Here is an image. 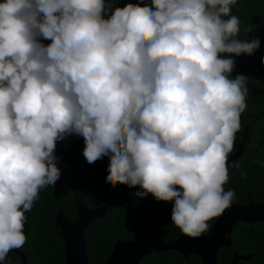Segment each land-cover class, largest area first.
<instances>
[{
    "label": "clouds",
    "instance_id": "9594fccd",
    "mask_svg": "<svg viewBox=\"0 0 264 264\" xmlns=\"http://www.w3.org/2000/svg\"><path fill=\"white\" fill-rule=\"evenodd\" d=\"M237 2H0V264L26 243L25 214L60 179L56 143L71 134L89 164L110 156V186L174 201L172 224L189 237L232 206L248 77L230 78L235 61L221 54L260 47L236 38Z\"/></svg>",
    "mask_w": 264,
    "mask_h": 264
},
{
    "label": "trees",
    "instance_id": "16d2710c",
    "mask_svg": "<svg viewBox=\"0 0 264 264\" xmlns=\"http://www.w3.org/2000/svg\"><path fill=\"white\" fill-rule=\"evenodd\" d=\"M2 2V0H0ZM128 3H141L143 0H111L113 9L124 7ZM232 15L239 17L240 32L237 39L249 41L260 40V47L252 55L221 54V57L232 58L235 67L230 78L237 75L248 77L246 98L247 108L241 115L240 131L236 133L234 150L242 141L246 128L249 130L248 147L243 155L228 170L229 181L225 190L235 191L232 205H244L250 202L264 204V0H238L232 7ZM105 18H108L107 14ZM227 19V17L225 18ZM47 45L50 40L39 38ZM69 143H83L82 136L71 134L66 137ZM58 157L57 166L62 169L67 161L62 141H57L54 153ZM84 169L73 168L68 174V183L61 192V200L54 196V185L40 190L24 225L26 243L20 250L25 254L29 264H66L64 239L56 224L57 212L65 211L69 220H75L77 201L89 209L112 204L103 218L96 220L86 231L87 252L90 264H106L118 241H132L139 238L148 228L151 215L146 197H138L142 191L139 186L129 187L117 184L112 187L106 181L110 156H103L95 163L89 164L85 157ZM243 174V176H242ZM179 190V188H178ZM174 201L164 202L162 209L161 238L171 241L179 238L182 231L172 224L171 214ZM220 217V216H219ZM219 217L208 221L212 225ZM233 246L224 248L218 254V264H231L235 253L254 257L237 264H264V222L252 225L237 224L231 235ZM8 264H23L20 257L13 253L8 255ZM141 264H204L197 255H191L189 262L175 251L154 253L146 257Z\"/></svg>",
    "mask_w": 264,
    "mask_h": 264
},
{
    "label": "water",
    "instance_id": "95a60500",
    "mask_svg": "<svg viewBox=\"0 0 264 264\" xmlns=\"http://www.w3.org/2000/svg\"><path fill=\"white\" fill-rule=\"evenodd\" d=\"M143 3L151 5L147 0ZM249 130L246 128L242 141L237 145V151L228 159V170L239 160L248 147ZM80 147H71L64 139V149L69 162L84 168L81 158ZM67 170L61 173L60 179L55 184V196L60 198V192L67 184ZM147 206L151 215V222L146 231L137 239L132 241H118L106 264H141V262L151 254L175 251L187 260L191 255H198L204 264H218V251L231 246V231L238 222L246 224L264 222V204L249 203L247 205L234 204L218 218L209 231L200 237L193 238L186 234L174 240L165 241L161 238L162 230V209L164 201H157L151 194L146 197ZM112 204L103 205L97 209L90 210L80 202L77 203L78 216L74 222L68 221L62 211L57 215V224L61 228L62 236L65 240L66 264H90L87 252L86 231L88 227L97 219L107 215L108 208ZM208 223V221H207ZM9 253L20 256L24 264H29L26 256L20 249H13ZM8 253V254H9ZM242 260H251V257H243L236 254L232 264H237ZM4 264H8V255Z\"/></svg>",
    "mask_w": 264,
    "mask_h": 264
},
{
    "label": "flooded vegetation",
    "instance_id": "af4514ba",
    "mask_svg": "<svg viewBox=\"0 0 264 264\" xmlns=\"http://www.w3.org/2000/svg\"><path fill=\"white\" fill-rule=\"evenodd\" d=\"M149 3H151V0H147ZM66 139V138H65ZM66 143L69 145V146H71V147H80V145H82L83 143H75V144H72V143H69L68 141H67V139H66ZM62 146H63V149H64V140H62ZM83 149H84V144H83V147H82V149H81V158L83 159ZM64 155H65V158H66V161H67V163H66V165L61 169V173L63 172V171H65V170H67L68 172H67V178H68V174H69V172L73 169V168H77V169H81V170H83L84 168H81V167H79L78 165H72L70 168L68 167L69 166V162H68V158H67V156H66V153H65V149H64ZM83 162H84V160H83ZM85 166V165H84ZM68 183V182H67ZM67 185V184H66ZM66 185H64L63 187H62V189H61V192H62V190H63V188L66 186ZM61 192H60V198H56L58 201H60L61 200ZM54 196H55V185H54ZM56 197V196H55ZM78 202H80V201H77V203ZM77 203H76V207H77ZM81 203V202H80ZM251 203V202H250ZM253 203H255V202H253ZM82 204V203H81ZM249 204V203H248ZM84 205V204H83ZM105 205H107V204H105ZM244 205H247V204H244ZM101 206H103V205H101ZM101 206H99V207H101ZM99 207H97V208H99ZM111 207V206H110ZM109 207V208H110ZM97 208H95V209H97ZM108 208V209H109ZM89 209V208H88ZM90 210H93V209H90ZM60 211H62V213L64 214V216L68 219V217H67V215H66V213H65V211H63L62 209H60L58 212H57V215H58V213L60 212ZM108 213V212H107ZM57 215H56V224H57ZM77 216H78V209H77V214H76ZM77 216H76V218H75V220L77 219ZM103 218V217H102ZM100 219V218H99ZM75 220H69L68 219V221H70V222H74ZM98 220V219H97ZM217 221V220H216ZM215 221V222H216ZM95 222V221H94ZM93 222V223H94ZM214 222V223H215ZM92 223V224H93ZM213 223V224H214ZM240 223H243V222H238V223H236L235 225H234V227L237 225V224H240ZM256 223V222H255ZM212 224V225H213ZM243 224H246V223H243ZM252 224H254V223H249V224H247V225H252ZM58 225V224H57ZM58 227L60 228V226L58 225ZM234 227H233V229H234ZM89 228V227H88ZM233 229H232V231H233ZM60 230H61V228H60ZM232 231H231V235H232ZM62 234V233H61ZM231 235H230V238H231ZM64 239V238H63ZM231 240H232V238H231ZM64 242H65V240H64ZM232 246H233V241H232V245L229 247V246H225V247H223V248H221L220 250H222V249H224V248H228V249H231L232 248ZM20 249V248H19ZM65 249V248H64ZM220 250L218 251V253H217V256H218V254H219V252H220ZM21 251V250H20ZM22 252V251H21ZM23 253V252H22ZM24 254V253H23ZM236 254H238V255H240V256H243V255H241V254H239V253H235L234 254V256L236 255ZM9 255V254H8ZM16 255V254H15ZM25 255V254H24ZM18 256V255H17ZM198 256V255H197ZM234 256H233V258H234ZM18 257H20V256H18ZM66 257V256H65ZM200 257V256H199ZM243 257H251V259L254 257V255L253 256H243ZM21 258V257H20ZM201 258V257H200ZM189 259H190V257H189ZM189 259H188V262H189ZM21 260H22V258H21ZM23 261V260H22ZM203 261V260H202ZM233 261V260H232ZM24 264V263H23ZM232 264V263H231Z\"/></svg>",
    "mask_w": 264,
    "mask_h": 264
}]
</instances>
